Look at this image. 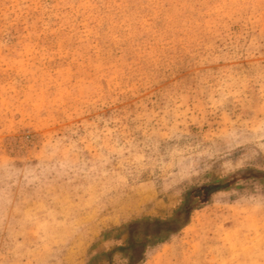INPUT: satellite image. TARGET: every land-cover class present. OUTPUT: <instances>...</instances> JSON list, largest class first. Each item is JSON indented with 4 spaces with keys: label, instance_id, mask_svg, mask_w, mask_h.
Wrapping results in <instances>:
<instances>
[{
    "label": "rangeland",
    "instance_id": "1",
    "mask_svg": "<svg viewBox=\"0 0 264 264\" xmlns=\"http://www.w3.org/2000/svg\"><path fill=\"white\" fill-rule=\"evenodd\" d=\"M189 191L141 264H264V0H0V264H87Z\"/></svg>",
    "mask_w": 264,
    "mask_h": 264
},
{
    "label": "trees",
    "instance_id": "2",
    "mask_svg": "<svg viewBox=\"0 0 264 264\" xmlns=\"http://www.w3.org/2000/svg\"><path fill=\"white\" fill-rule=\"evenodd\" d=\"M218 190L220 188L217 185H209L196 189L195 193L202 197L201 203H206L209 195ZM191 192L184 195L182 203L168 219L147 218L126 224L123 243L91 257L87 264H115L113 258L116 254L120 255L122 264H141L148 247L165 242L169 235L188 223L190 211L195 208L190 201Z\"/></svg>",
    "mask_w": 264,
    "mask_h": 264
}]
</instances>
